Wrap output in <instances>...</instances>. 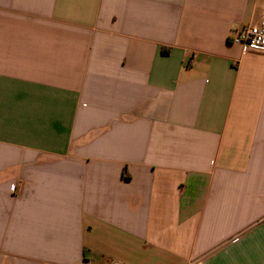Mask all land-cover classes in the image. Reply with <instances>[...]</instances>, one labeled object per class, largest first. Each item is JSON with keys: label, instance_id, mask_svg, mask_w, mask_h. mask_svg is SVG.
Instances as JSON below:
<instances>
[{"label": "crops", "instance_id": "crops-1", "mask_svg": "<svg viewBox=\"0 0 264 264\" xmlns=\"http://www.w3.org/2000/svg\"><path fill=\"white\" fill-rule=\"evenodd\" d=\"M262 20L0 0V264H264Z\"/></svg>", "mask_w": 264, "mask_h": 264}, {"label": "built area", "instance_id": "built-area-1", "mask_svg": "<svg viewBox=\"0 0 264 264\" xmlns=\"http://www.w3.org/2000/svg\"><path fill=\"white\" fill-rule=\"evenodd\" d=\"M230 43L264 50V20L258 25L244 27L235 37L230 38Z\"/></svg>", "mask_w": 264, "mask_h": 264}, {"label": "trees", "instance_id": "trees-1", "mask_svg": "<svg viewBox=\"0 0 264 264\" xmlns=\"http://www.w3.org/2000/svg\"><path fill=\"white\" fill-rule=\"evenodd\" d=\"M164 53H166V54H167V52H164Z\"/></svg>", "mask_w": 264, "mask_h": 264}]
</instances>
